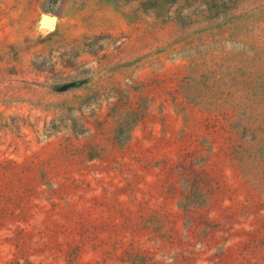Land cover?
Wrapping results in <instances>:
<instances>
[{
  "label": "rangeland",
  "instance_id": "1",
  "mask_svg": "<svg viewBox=\"0 0 264 264\" xmlns=\"http://www.w3.org/2000/svg\"><path fill=\"white\" fill-rule=\"evenodd\" d=\"M0 264H264V0H0Z\"/></svg>",
  "mask_w": 264,
  "mask_h": 264
},
{
  "label": "water",
  "instance_id": "2",
  "mask_svg": "<svg viewBox=\"0 0 264 264\" xmlns=\"http://www.w3.org/2000/svg\"><path fill=\"white\" fill-rule=\"evenodd\" d=\"M45 25H52L53 21L52 19H45Z\"/></svg>",
  "mask_w": 264,
  "mask_h": 264
}]
</instances>
